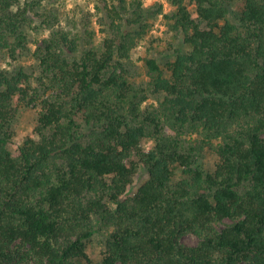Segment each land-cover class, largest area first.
I'll return each instance as SVG.
<instances>
[{
  "label": "trees",
  "instance_id": "obj_1",
  "mask_svg": "<svg viewBox=\"0 0 264 264\" xmlns=\"http://www.w3.org/2000/svg\"><path fill=\"white\" fill-rule=\"evenodd\" d=\"M93 1L99 31L45 0H0V63L36 60L0 66V264H97L103 231L101 264H264V0L235 19L234 0H171L180 46L151 44L143 82L128 63L162 4ZM37 19L49 34L32 51ZM31 106L34 135L13 150Z\"/></svg>",
  "mask_w": 264,
  "mask_h": 264
},
{
  "label": "rangeland",
  "instance_id": "obj_2",
  "mask_svg": "<svg viewBox=\"0 0 264 264\" xmlns=\"http://www.w3.org/2000/svg\"><path fill=\"white\" fill-rule=\"evenodd\" d=\"M143 4L147 7H151V10H155L157 7V3L162 4L163 11L159 14H154L151 18L150 24L152 25L148 35L140 43L136 46L132 51V60L128 63V68L133 75V78H136L138 82H143L148 79V76L143 68L142 56L148 53V48L153 44L156 46V50L163 51L165 54L172 51V48L169 46L170 42H173L177 46H180V40L174 39L173 32L169 29L167 24V20L164 16L165 13L171 12L175 10L176 7L173 5L171 0H142ZM45 4L52 8H56L59 11V15L61 16V22L65 24L66 18H79L81 15H87L88 17L94 20V27L99 31L101 30V26L97 22L98 15H91V13L96 12L95 2L93 0H45ZM240 4L241 0H234L231 5V15L232 19H235L240 13ZM192 6V5H191ZM196 16V13H194ZM30 34V45L32 47V51L36 49L37 41L46 37L49 34V30L42 25V21L37 19L33 23V27H29ZM169 48V51H167ZM188 48V47H185ZM152 51V50H151ZM16 64H22L26 67L27 70L32 68V65L36 64L35 57L32 53H23L20 54L19 60L12 59L10 57H4L3 62L0 63L2 67H12ZM153 98L149 99V102H152ZM38 120V109L35 107H23L20 109V114L16 121L13 124V129L15 130L14 144L12 145V149L15 150L18 145H20L23 140L29 136L34 135V130L37 125ZM143 146L146 149H149L153 141L151 139H145L143 141ZM217 160V154L209 153L206 155L202 161L206 166L213 168L215 166ZM147 174L144 172L141 177L136 178V182L132 188L133 191L140 185L144 179H146ZM226 222H231V220H226ZM224 223L220 224L222 227ZM183 241L187 244L195 245L200 241V238L193 233H188L183 236ZM105 236L103 232H97L95 235L88 240V252L92 256L93 260L97 264H101L102 260V251L105 245Z\"/></svg>",
  "mask_w": 264,
  "mask_h": 264
}]
</instances>
